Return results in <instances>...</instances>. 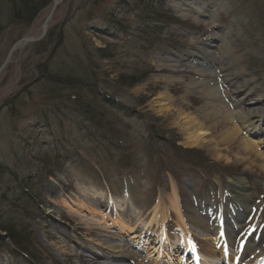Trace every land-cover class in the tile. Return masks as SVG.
<instances>
[{
  "label": "rangeland",
  "instance_id": "obj_1",
  "mask_svg": "<svg viewBox=\"0 0 264 264\" xmlns=\"http://www.w3.org/2000/svg\"><path fill=\"white\" fill-rule=\"evenodd\" d=\"M52 1L26 27L9 17L18 13L16 5L9 9L7 0H0V65L20 38L38 36ZM177 3L183 9L186 3L194 8L183 17L177 13ZM196 10L205 14L197 15ZM47 33L49 38L19 47L0 74V196L6 199L0 204V216L19 225L16 231L21 239L13 247L0 231V264H78L77 259L67 261L58 253L61 241L67 253L91 251L101 258L117 254L122 264H132L128 257L134 255L146 262L175 264L153 254L155 239L148 248L130 231L113 238L104 201L87 195L84 208L79 209L72 202L82 189L102 199H130L124 216L130 223L137 214H152L158 194L167 197L173 185L183 214L201 217L202 212L193 214L187 206L207 199H213L211 205L218 213L220 193H226L231 178L239 176L246 181V191H240L245 196L232 197L252 201L260 212L250 220L259 216L261 222L255 227L264 231V174L258 166L243 162L235 147L238 137L259 139L246 129L256 127L264 134V0H61ZM58 36L62 42L56 49ZM98 49L105 58L95 53ZM78 58L94 62L95 80L120 109L116 113L100 104L95 112L91 106L99 122L98 115L112 111L103 119L110 123L107 133L80 120L81 112L66 100L70 94H82L78 88L63 91L57 99L53 96L52 105L39 99L37 88L32 96L17 95L37 79L36 64L50 63L48 72L60 73ZM205 58L211 63L202 67ZM211 80L220 91L215 100L205 92ZM36 104L42 109L48 105V110L55 106L53 133L39 125L41 117H35L39 109H32ZM240 109L250 116L245 130L235 117ZM189 119L202 124L206 133L195 147L184 144L182 122ZM231 127L239 130V136L221 141V130ZM195 129L200 131L198 126ZM40 166L47 168L45 173H37L35 168ZM24 186L30 187L31 195ZM86 202L95 208L92 216L87 214ZM168 222V232L176 239L172 213ZM48 233L56 239H49ZM124 253L129 256L123 257Z\"/></svg>",
  "mask_w": 264,
  "mask_h": 264
},
{
  "label": "bare ground",
  "instance_id": "obj_2",
  "mask_svg": "<svg viewBox=\"0 0 264 264\" xmlns=\"http://www.w3.org/2000/svg\"><path fill=\"white\" fill-rule=\"evenodd\" d=\"M176 5V4H175ZM185 8L183 9L181 5L177 3L176 10L178 14H182L181 16H185V13H190L191 9L194 8L193 4H187L184 5ZM219 11H216L215 14H218ZM197 15L199 14H205L203 10H196L195 12ZM209 16V15H207ZM214 16V14H213ZM203 43V42H202ZM199 43V44H202ZM203 66H206L207 64L211 63V60L205 58L202 60ZM174 65V64H173ZM197 66V65H196ZM175 67V66H174ZM198 67V66H197ZM202 72V71H201ZM207 73L212 74L211 71H207ZM211 80L209 83H211V86L207 85V88L205 92H207L206 96H209V98H213L214 100L216 98H219V88L217 87L216 83H212ZM166 99V97H164ZM167 101V100H166ZM239 119V125L243 127L242 129L245 130L249 125L246 124V121L249 120L250 116L244 113L242 109L240 111H237L236 116ZM243 123V124H242ZM182 124L185 125L184 130L186 133V141L185 146L187 147H195L200 145V142L203 140V136L206 135L204 131L202 130V124H196L193 119H189L186 122H182ZM198 126V130H200L198 133L194 130L195 127ZM201 127V128H200ZM221 141L224 142H230L232 137L237 136L239 130L231 127L230 129L225 128L221 130ZM246 132L251 134H256V137L258 136L259 139L257 141L252 140H245L244 138H237L236 139V149L240 153L242 157V161L247 163L249 167H255L258 166L260 169V172L264 174V134L259 131L258 128L253 127L251 129H246ZM239 136V135H238ZM259 150H262L261 153H258ZM52 174V172H49ZM52 175H48L47 178H50ZM233 186L227 187L226 195L221 192L220 193V199L223 200V202H226V198L228 195H232L233 190H235L237 193L242 191L243 185L245 184L244 178H235L234 179ZM87 189H82L80 193L77 192L73 198L76 197L72 202L76 203L77 208L80 207L84 208L82 205L85 200L84 197H91L92 200H99L101 202H105V204L109 207L107 209L104 208V211L108 212L107 216H111L112 221L110 222L112 228H114V234L112 235L113 238H122L123 234L134 233V237L137 238V241L141 243V245L144 247H150V244H154V240H156V243L154 246L157 245V247H154L150 249L153 251V254L155 256H162L166 260H168L171 263L175 264H236L237 262V255L240 254V251L242 249L245 250L247 247L240 242H235V238H232V243L234 245L228 247V244L222 245L223 239L219 235L220 232H226V238L227 236H232L234 233L231 229L232 223H230L232 220L235 219V216H230L228 221H225L222 219V209H223V202L221 201V213L215 215V219H217V222L215 225H213V216L211 214H208V212H213L211 210L213 206L208 200H204L203 202H198L196 205L192 206V204H189L187 207L191 212L194 214L197 211L205 212L202 218L199 216H187L183 214L182 212V203L179 201V197L176 191V188L172 187V190L170 194H168L167 197H161L160 194H158V198L156 199L155 205L152 209V214H148L149 217H143L142 213L137 214L135 218H132L133 221L130 223L126 221L124 216L128 212V206L130 204V199H127V197L123 199L118 198H112L107 197L106 199H102L99 195H91V191ZM88 192V193H87ZM100 202V203H101ZM103 202V203H104ZM231 202H234V199H231ZM240 204H244L245 210H250V205L246 203L239 202ZM87 205V214L92 216L94 214L95 208L90 206L89 203L86 202ZM99 205V204H98ZM101 205V204H100ZM131 205V204H130ZM75 206V205H74ZM102 206V205H101ZM103 208V207H100ZM81 210V209H80ZM81 212V211H80ZM174 215L175 218V227L179 234V237L175 234V238L171 236V234L168 232L167 225L169 224L168 219L170 217V214ZM227 213V211H226ZM10 215V213H9ZM87 216V215H86ZM130 216V214H129ZM239 217V216H238ZM200 218V219H199ZM73 220V219H71ZM138 232H140V236H138ZM196 235L205 236L206 239L199 240L197 239ZM47 237L51 240H53L55 237L48 233ZM46 235L44 238H47ZM229 238V237H228ZM8 239V238H7ZM56 239V238H55ZM239 239V238H238ZM175 241V242H174ZM209 241V243H207ZM229 241V240H228ZM264 241V240H263ZM262 241V242H263ZM57 242V241H55ZM143 243V244H142ZM211 243V244H210ZM61 247L57 249L58 253L63 254L66 257V260L69 261L70 258L77 259L78 264H99L97 261H99V258L96 254H94L91 251H83L80 254L78 252H74L71 250L72 253L66 252V245H63L64 243L58 242ZM139 245V244H138ZM261 245V246H260ZM259 247L255 252L254 249H251L253 252L251 255L253 256L252 259H250V262H254V264H261L264 262V257H260L261 255L258 254L260 250H263L262 246H264V242L260 244ZM182 247L183 251L181 256L179 252V247ZM117 248V247H116ZM120 253L122 252L121 248H118ZM243 251V250H242ZM257 252V253H256ZM177 253L178 257H174L172 254ZM140 254V253H139ZM188 254H191L190 256ZM84 255V256H83ZM90 259H86V257H89ZM123 257L127 258L129 254L124 253L122 254ZM105 260H104V259ZM101 258L100 260H103L101 264L109 263V264H122V257L116 255H107L105 257ZM190 258L192 261H190ZM128 259L131 260L132 264H157V263H151L146 262L143 259L140 258L139 255H134L131 258L128 257ZM218 260V261H217ZM190 261V262H189ZM251 264V263H250Z\"/></svg>",
  "mask_w": 264,
  "mask_h": 264
},
{
  "label": "trees",
  "instance_id": "obj_3",
  "mask_svg": "<svg viewBox=\"0 0 264 264\" xmlns=\"http://www.w3.org/2000/svg\"><path fill=\"white\" fill-rule=\"evenodd\" d=\"M7 2L9 4V9L10 8L13 9L14 6L16 5V8H17L16 10H18V13L14 12V14L12 13L9 17H12L13 19L17 18L20 24L26 27H29L33 23L37 15L43 9H45L49 5V3H51V0H7ZM11 5L13 6V8L11 7ZM148 19H150V17ZM45 37L49 38L50 35L47 33ZM57 39L58 40H56V46H54L56 47V49H57V46H59L58 44L62 42V36H58ZM37 46H40V45L37 44ZM95 53L98 54L101 59L105 58V55L102 56L100 54L101 53L100 49L96 50ZM73 60L75 62L70 63V61H68L67 65H69L70 63V66H67V68H65V70H63V72H60V73L51 72L50 70L48 72V66L50 65V63L44 62V63L36 64L34 66V70H35L36 75L38 76L37 79L34 80L33 85L30 84V85L25 86L23 89H21V92L17 93V95H19V97L22 96L23 94L24 95L27 94L26 96H32L33 90L37 88L38 95H40L39 99L43 101L45 100V102H50L52 105V103L55 101V98H53V96H57L56 97L57 99L59 97H62L61 94L63 91L71 90L73 88L71 92H74L78 88L79 90H81L82 94L78 95L77 93L76 94L74 93L72 95L70 94V96L66 98L68 102H71L74 104L75 112H81V114L78 113L81 119L77 117L75 119L76 120L77 119L87 120V123L88 121L91 122V125L93 124V126L96 127L97 129L100 128L103 131V128H105L106 133H107L111 129V127H108L110 123H108L106 120H103V119H105V116L108 112L112 113V111L109 110L108 112H102L100 115H98L99 117H101L100 122H99L97 115H95L96 114L95 112L97 109L95 105L101 106L100 104H105L107 106H110L111 107L110 109L112 110L114 109L112 107V103H111L112 101L106 98V95L102 93L100 86L95 80L96 76L93 74L94 69H95L94 62H91L90 60H85V62H82V60H79V58L73 59ZM78 76L80 77V79L78 78ZM39 83H48L49 86L42 85V88H41ZM17 95L15 96V99L13 100L14 102L12 101L13 103H15V101L17 100L16 98L18 97ZM15 104L12 106L14 107ZM92 105L94 106L93 110H95V112L90 111ZM53 107L55 106H52L50 110H48V105L43 109L42 107H39L37 104L36 106L33 105L32 107V109H39L40 115H35V112H34V115L36 118H38V116L41 117V118H38L40 119L38 122L39 125L41 127H44L45 129H47L48 131L52 133H53L54 127L51 125V121H52V118H54V115L51 113L55 111ZM34 115L32 117H34ZM59 115L61 119L64 117L63 114H59ZM87 117H90L92 121L89 120ZM75 122L73 121V123ZM77 126L79 127L80 123H77ZM47 164H48V160H45V162L43 163V166ZM43 166L35 168L37 173H45L47 168L45 170ZM1 171L2 170L0 169V173ZM11 176L15 177V174L13 175L11 174ZM22 180L26 182L28 181L27 179H22ZM22 189L23 190L27 189V191L29 192V195L32 194L30 187L24 186ZM20 194L24 200H26V197H28L22 191ZM0 201H2L0 202L1 205L2 203L3 205L5 204L6 202L5 195L0 196ZM8 209L9 207L6 208L5 210H8ZM22 209H24V207ZM2 219L3 217L0 216V231L7 235V238L11 241L13 247L14 246L17 247V245L21 243L19 232L16 231V229H18L17 226L19 225H17V223L14 221L10 222L9 220L4 221Z\"/></svg>",
  "mask_w": 264,
  "mask_h": 264
},
{
  "label": "water",
  "instance_id": "obj_4",
  "mask_svg": "<svg viewBox=\"0 0 264 264\" xmlns=\"http://www.w3.org/2000/svg\"><path fill=\"white\" fill-rule=\"evenodd\" d=\"M61 0H59L60 2ZM59 2H56V0H53L52 2V8H51V11L50 13L48 14V16L45 18V20L43 21L42 23V26H41V30H40V33L38 34L37 37L35 38H31V37H22L20 38L17 42H15L11 48L9 49L5 59L3 60V63L0 65V74L1 72L5 69V67L10 63V59H11V56L12 54L19 48V47H24L25 45L27 44H30V43H36V42H39L41 41L45 35H46V32H47V28H48V24L50 22V18H51V15L54 11V8L57 6V4H59Z\"/></svg>",
  "mask_w": 264,
  "mask_h": 264
}]
</instances>
